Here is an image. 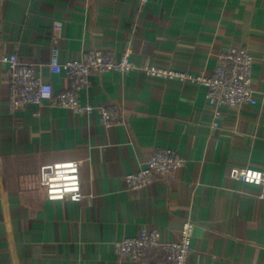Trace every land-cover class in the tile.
<instances>
[{
    "label": "crops",
    "instance_id": "obj_1",
    "mask_svg": "<svg viewBox=\"0 0 264 264\" xmlns=\"http://www.w3.org/2000/svg\"><path fill=\"white\" fill-rule=\"evenodd\" d=\"M230 46L255 57L257 104L222 107L216 128L203 85L139 69L93 72L81 90L86 104L116 105L121 123L55 104L12 109L0 62V264H145L114 241L156 227L175 242L186 218L189 264H264V199L230 175L264 169V0H0V54L35 64L55 92L71 79L51 73L53 47L61 62L101 47L209 74ZM160 147L184 157L176 176L128 188L125 174ZM70 159L80 161L82 199L47 198L41 167Z\"/></svg>",
    "mask_w": 264,
    "mask_h": 264
},
{
    "label": "built area",
    "instance_id": "obj_2",
    "mask_svg": "<svg viewBox=\"0 0 264 264\" xmlns=\"http://www.w3.org/2000/svg\"><path fill=\"white\" fill-rule=\"evenodd\" d=\"M147 1V0H143ZM217 63L209 74H191L174 67L155 64H137L131 59L130 50L117 57L111 50L97 47L84 50L78 58L64 62L59 60L58 48L53 47L49 58L52 74L65 73L71 79L68 88L55 92L50 82L39 74L35 64L22 61L15 53L0 54V62L9 74V106L12 109L28 103L52 104L72 109L76 113L92 114L99 111L105 125L121 123L123 112L114 104L93 106L81 101V90L89 87L93 72H129L139 69L148 76L165 80L192 81L206 88V99L211 106L210 126L219 127L222 107L240 109L257 104L252 87L254 55L245 47L230 46L221 50ZM184 157L174 148L160 147L148 154L137 170L125 174L128 188L150 184L157 177L174 178L176 170L184 164ZM230 175L237 180L259 188L258 196L264 199V169L255 167H232ZM40 182L49 199L80 201L83 197L80 178V161L61 160L41 167ZM195 222L183 220L179 240L165 242L159 228L141 229L133 236L114 241L120 255L145 264H189L191 238Z\"/></svg>",
    "mask_w": 264,
    "mask_h": 264
}]
</instances>
